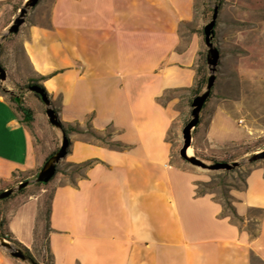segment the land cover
I'll list each match as a JSON object with an SVG mask.
<instances>
[{"label":"crops","instance_id":"obj_1","mask_svg":"<svg viewBox=\"0 0 264 264\" xmlns=\"http://www.w3.org/2000/svg\"><path fill=\"white\" fill-rule=\"evenodd\" d=\"M23 1L0 0V19L1 6ZM193 15L194 0H40L20 27L31 77L46 76L40 83L60 120L82 129L88 122L95 132L111 127L126 145L69 134L63 161L93 162L74 180L59 171L49 184L51 264H255L253 256L264 264V214L256 235L247 228L249 210L264 209V166L251 168L244 189L230 190L243 218L236 222L212 194L196 195L203 176L173 159L176 93L197 78L199 36L184 41L179 32ZM229 119L237 121L221 109L209 115V142L247 137L233 136ZM47 155L16 102L0 92V190ZM45 190L29 188L7 203L5 229L30 250ZM0 264H12L2 250Z\"/></svg>","mask_w":264,"mask_h":264},{"label":"rangeland","instance_id":"obj_2","mask_svg":"<svg viewBox=\"0 0 264 264\" xmlns=\"http://www.w3.org/2000/svg\"><path fill=\"white\" fill-rule=\"evenodd\" d=\"M217 3H219V8L213 41L219 49L220 62L216 71L213 94L203 110L202 121L196 134H194L190 147L196 156L207 162L213 161V159L223 161L238 160L264 148V0H194L193 18L190 21L181 23L179 32L184 41H187L193 34L199 36L200 49L197 56V69H200L202 74L204 71V59L207 76L204 26L210 21L213 7ZM17 6L19 8L21 4L13 7L1 6L0 33L18 12V8L16 10ZM32 9L29 10L25 21ZM18 33L5 43L2 55V61L8 71V83L6 86L17 94H24L26 100L34 109L36 114L35 123L29 126L35 140V146L44 153H49L56 147L59 148L61 133L50 124L44 103L32 92L24 91V88L33 77H31L29 63ZM1 93H5L8 96L11 95L3 90ZM176 94L181 96L178 105L181 114L178 122L171 127L169 133V138L172 142L173 159L201 174L204 179L198 182H207L212 177L222 173V171H210L199 168L180 156L179 150L183 142L182 127L191 117L192 106H190L189 100L193 96V90L189 92L181 91ZM170 95L173 94L170 93ZM168 97L169 95L167 94L164 99L166 100ZM215 109L230 113L237 120L229 119L231 130L235 133L233 136H236V133L240 131L242 135H247V137L228 142L222 141L223 144L209 142L205 134V125L209 120V115ZM218 124H220L219 121ZM83 126L82 133L99 143L109 145L110 142L114 141L111 127L97 132L101 136L97 138L93 135L88 122ZM220 127L218 126V129ZM75 132L71 131L70 134ZM59 166L61 169H68L69 171L75 169V166L65 163L63 159L60 161ZM255 166H264V159L253 163L241 164L239 172L246 173ZM214 181L216 183L208 190L212 191V195L221 201L224 200L222 188L230 192L234 188L233 186L242 187L243 185L237 172H230L226 175L224 179L225 185L222 184L221 178L216 177ZM199 188L201 189L203 186H199ZM51 192L52 186L48 185L41 199L46 200ZM7 206L6 204V208ZM250 215L255 218L259 216L257 212H251ZM39 224L38 240L33 250L30 251L38 263L49 264V252L42 239L43 223L40 222ZM257 227L253 220L247 224V228L252 229L254 232H256ZM12 244L16 246L14 242ZM0 250L7 255L12 264H28L13 257L3 247H0ZM252 260L255 264H262L254 256Z\"/></svg>","mask_w":264,"mask_h":264},{"label":"water","instance_id":"obj_3","mask_svg":"<svg viewBox=\"0 0 264 264\" xmlns=\"http://www.w3.org/2000/svg\"><path fill=\"white\" fill-rule=\"evenodd\" d=\"M40 0H24L21 6L18 8V12L13 17L12 21L5 27V29L0 33V47L6 41V39L11 35L19 31L20 26L25 22V18L29 10L35 7ZM219 3L215 4L213 7V13L210 21L204 26V40L206 45V63L208 67V76L206 84L202 91L196 95L191 103V117L182 127V146L179 150V154L182 158L190 162L191 164L198 166L199 168L210 170V171H224L231 170L235 167L240 166L243 163H253L258 160L264 159V148L249 156L233 160V161H223V160H213L210 162L204 161L203 159L196 156L193 152L188 153V149L192 145L195 130L199 124L201 111L206 103L211 91L213 90L216 81V71L220 62V52L218 47L215 45L213 38L215 35V25L218 16ZM8 83V71L0 64V87L3 91L10 93L11 95H16V93L8 88L6 85ZM25 92H34L38 98L45 105V112L47 118L52 126L57 128L61 133V144L57 150L50 154L47 159L43 162L42 166L36 173V175L27 180L20 181L18 184H13L7 188L0 191V200L7 198L13 193L18 192L23 187L32 185L38 182H48L54 175L57 164L67 155L70 146V140L67 138L62 131L61 120L58 111L52 104L47 91L41 87L39 84H30L24 88ZM0 247L5 248L10 252V254L22 260L28 264H39L30 254L25 253L18 246H14L12 242L4 236L0 235Z\"/></svg>","mask_w":264,"mask_h":264},{"label":"trees","instance_id":"obj_4","mask_svg":"<svg viewBox=\"0 0 264 264\" xmlns=\"http://www.w3.org/2000/svg\"><path fill=\"white\" fill-rule=\"evenodd\" d=\"M17 8H18V6L16 7V10H17ZM18 32L14 33V34H11L6 39V41L3 43V45L0 47V64L4 68H6V67H5V65H4V63L2 61V55H3L5 43L7 41H9L10 39H12ZM203 62H204V71L201 74V70L197 69L198 78H197L195 86L191 88V90H193V96L189 100L190 106H191V103H192V100H193L194 96L198 95L202 91V89L204 88V86L206 84L207 74H206V71H205V60L204 59H203ZM45 77L46 76L33 77L31 79V81L27 84V86L30 85V84H39L41 87H43L45 89L44 85L42 83H40V80L44 79ZM1 91H2V89L0 87V92ZM32 93L36 97H38L34 92H32ZM212 94H213V90L211 91L206 103L204 104V106L202 108L200 121H199V124L196 127L195 134H196L197 129H198V127H199V125H200V123L202 121L203 110L205 109V107H206L208 101L210 100ZM9 97L14 102H16L18 109L21 111V113L23 115L24 122H26L28 125H31L33 120H34V117H33L34 116V110L30 106L28 101L26 100L25 95L16 93V95H9ZM61 125H62L63 134L67 138H69V134H70L71 131L83 132V129L79 127L78 123L71 124V123H64V122L61 121ZM74 125H76V126L74 127ZM92 133L97 138L101 137V136H99L97 134V132H95L93 130H92ZM109 146L112 147V148H119V149H122V148L126 147V145L121 143L120 141H112V142L109 143ZM57 149H58V147H56L54 150L50 151L48 153L47 157L50 154H52ZM47 157H46V159H47ZM213 160H215V159H213ZM92 162H93V160L91 159V160H87V161H84V162H81V163H77V164L68 163L69 165L75 166V169L72 170V171H69V170H66V169H61L59 164H57L55 173H54V175L51 177V179L48 182H44V183L43 182H38V183H34V184L30 185V186L23 187L18 192L13 193L10 196H8L7 198H4V199L0 200V235L4 236L7 239H9L10 241L14 242L16 244V246H18L25 253L30 254L34 258V256L32 255V253L30 251V249H28L26 246H24L18 240L12 238L10 236V234L6 231V229H5V226H6V223H7V217H6L7 208H6V204L10 200H12L14 197H16L17 195H21V194L26 193L29 188H33V187H35V188L46 187L47 188V186L51 183V181L53 180V178L56 175V173H58L59 171H62L64 173L68 174L69 177L71 178V180H74V174L75 173L82 174L81 173V169L86 167V166H88V165H90ZM39 169H37L35 171H30V172H26L24 174L18 175V177L14 179L12 184H18L20 181L27 180L29 178L34 177ZM239 169H240V166L235 167L234 169H231V170H224V171H222V173L218 174L215 177H212L211 180H209L207 182H196V185H197L196 195H203V194H206V193L212 194L213 192L208 190V189L211 188L214 185V183H216L214 181L216 179V177L221 178L222 179V184L225 185L224 179H225L226 175L228 173H230V172H237L238 175H239V178H240V180H241V182L243 184L242 187H238V186H233V187L237 188V189H244L246 187V185H247L246 178H247V175L250 172V170L248 172H246V173H243V172H239ZM199 186H203V188L200 189ZM222 195H223L224 200L223 201L219 200L223 204L222 215L230 216L232 221H236V222L242 221L243 218L241 216H239L237 214L236 210H235V207L233 205V196L230 194V192L226 191L225 188H222ZM51 198H52V192H51L50 196L46 200L40 199L39 210H38V222L39 223L40 222L43 223L42 239H43V242L45 243V245L47 247V250L49 252V264H51V262H52V256H51L49 248H48V233H49V230H50L49 222H50V213H51ZM214 198L217 199L216 197H214ZM251 212H257L259 214L258 218L252 217V220L255 221L256 224H259L260 218L264 214V209L263 208L253 207V208H251L249 210V214ZM249 230L251 231V233L253 235H256V232L252 231V229H249ZM38 236H39V234H37V240H38Z\"/></svg>","mask_w":264,"mask_h":264},{"label":"bare ground","instance_id":"obj_5","mask_svg":"<svg viewBox=\"0 0 264 264\" xmlns=\"http://www.w3.org/2000/svg\"><path fill=\"white\" fill-rule=\"evenodd\" d=\"M191 152H192V149H191V148H189V149H188V153H191Z\"/></svg>","mask_w":264,"mask_h":264}]
</instances>
